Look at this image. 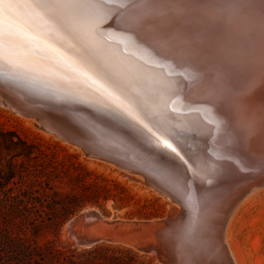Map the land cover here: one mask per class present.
<instances>
[{
  "label": "snow or ice",
  "instance_id": "6c2138e0",
  "mask_svg": "<svg viewBox=\"0 0 264 264\" xmlns=\"http://www.w3.org/2000/svg\"><path fill=\"white\" fill-rule=\"evenodd\" d=\"M192 13L225 18L244 38L239 48L224 52L194 39L178 23ZM109 20L121 27V36L148 35L157 45L152 49L157 63L190 68L186 79L218 100L227 98L229 111L209 121L221 147L234 136L249 135L252 125L243 122L256 111L259 129L251 134L264 145V99L255 103L256 93L264 92V0H0V77L60 81L70 90L65 102L87 104L147 147L169 150L194 173L212 175L213 165L226 157L194 153L185 159L169 142L179 136L166 127L170 73L146 79L127 68L106 47L101 26ZM223 59L235 86L222 75L205 79L209 65ZM193 255L199 257L193 264H209L215 253L198 249Z\"/></svg>",
  "mask_w": 264,
  "mask_h": 264
},
{
  "label": "bare ground",
  "instance_id": "6f19581e",
  "mask_svg": "<svg viewBox=\"0 0 264 264\" xmlns=\"http://www.w3.org/2000/svg\"><path fill=\"white\" fill-rule=\"evenodd\" d=\"M200 19L216 21L226 20L225 18H217L213 15L192 13L186 15L178 21V23L188 27L194 39L210 41V39L208 40L206 38L203 31H200L195 27L197 21ZM101 27L108 38V44L106 47L110 52L114 53L127 68L140 74L146 79H159L165 77V74L170 73L167 79L170 82L172 95H169V103L166 109V113L170 117L166 127L169 132H178L179 136H177L174 141L170 140L169 142L173 143V146L176 147L177 151H179L185 159H189V156L194 153L204 158H215L216 153L222 157H226L224 159H219L216 164L213 165L215 172L212 175H207L203 171L194 173L193 170H190V164H183L180 159L169 150L165 149L161 152L154 148L147 147L143 144L142 140L134 139L126 130H121L115 126V123L110 117L97 112L93 107H89L87 104L65 102V98L70 90L60 81L48 77L33 78L31 75L25 74L17 80H7L4 77H0V83L10 86L31 97L37 98L44 104L51 105V107L69 108L75 111L86 109L102 123L120 131L122 136H126L124 137L126 140H130L131 143L142 148H147L153 155L160 158L162 161L166 160L168 162L166 166L168 172L180 180L179 183L181 186L183 185L182 187L186 188L193 198L195 197L197 203H219L232 193L245 188L249 183L255 180V178L264 175V167H262V165H264V145H262L258 135L251 134L252 131L258 132L259 129L260 115L258 111L251 113L247 120L243 122L245 126L249 123L252 125V128L249 129V135L239 137L234 136L230 141L224 144V147H221L218 143L220 134L216 131L214 124L209 121L215 119L219 113H227L229 111L227 98L225 97L223 100H218L214 94L201 88L198 83H194L191 79H186L185 76L190 73V68L157 63L155 54L152 51L157 45L148 35L140 34L138 37L129 33L125 36H121V27L114 20H109ZM225 28L232 29L231 34L236 32L233 25L229 22ZM217 36L215 35V37ZM243 39V36L236 32L234 38H228L227 36L224 41L218 42L214 40V42H211L218 49L228 52L230 50L236 51ZM227 64V59L210 64L208 71L205 74V79L211 81L213 77L222 75L230 85L235 86L233 78L228 71ZM174 79L176 80V83L173 82ZM176 84L179 86L177 89L174 86ZM177 92H180V94L177 95ZM261 99H264V92L258 91L255 96V103L258 105ZM0 105L20 118L30 121L32 125L37 126V128L41 130V133H45L48 136L61 140L63 143L79 148L45 129L39 119L26 115L11 106H5L1 97ZM104 117H107L109 120L104 119ZM100 119H103L104 121ZM157 134L159 135L160 133L158 132ZM93 159L105 163H111L98 158ZM128 173L139 175L132 172ZM135 178L136 177H134V179ZM248 189L250 190L236 204L228 218L224 229L225 239L223 233V244L225 246L227 245L226 248L235 264H240L239 261L241 260L239 259L241 258H239L240 254L236 251V248L238 247L235 248L231 234L228 231V225L234 212L238 209L237 207L242 203H247L251 198L256 197L257 193L264 189V183L261 186L253 184ZM196 194L197 197L199 195V199L196 198ZM164 198L169 199L166 196H164ZM177 208H179V206H177ZM83 213V216L79 215L72 221L68 222L65 229L73 230L71 227L79 220L86 221L98 218L97 213L93 210H86ZM171 213L176 215V209ZM167 219L168 217L165 220ZM180 226L181 224L179 223L177 226L178 229L176 230L173 228H167L164 236L169 244L171 242L173 243V246H171L172 249L174 246L176 247V254L183 257V264H193V260L199 258L198 255H193V252L198 251V249L215 253V255L211 257L209 264H211V260H215L216 264H226L219 249L214 246L211 247L199 244L202 238L199 230L193 229L186 232L184 229L181 230ZM140 228L141 227H139V229Z\"/></svg>",
  "mask_w": 264,
  "mask_h": 264
},
{
  "label": "rangeland",
  "instance_id": "374dc122",
  "mask_svg": "<svg viewBox=\"0 0 264 264\" xmlns=\"http://www.w3.org/2000/svg\"><path fill=\"white\" fill-rule=\"evenodd\" d=\"M226 25H228L226 20L216 21L200 19L197 21L195 27L203 31L208 40L210 39L212 42L216 40L219 42L224 41L227 36L228 38H234L236 34V32L231 34L232 29H226ZM214 33L218 36L215 37ZM173 82L176 83V80L174 79ZM174 86L176 89L179 87L177 84ZM179 94L180 92H177V95ZM169 95H172L171 89H169ZM0 128L14 131L21 138L33 145V152L36 158L25 162L19 169L24 176L25 184L35 183L43 186L47 184L51 188V171H53V168L61 169L70 166L72 162H78L88 171H92L108 180L120 183L134 196V198L129 201V204L121 209L114 208L112 201H107L105 204L101 205V207L86 206L80 209L65 221L56 237H54L51 227L39 229L35 236H32L29 231L20 232V235L23 237L29 239L34 238L39 246L51 245V241H55L61 251H67L66 255H70V250L75 249V255L78 256L84 248L75 246L74 240L65 229V226L70 219L81 211L93 210L97 213L98 218L86 221L80 220L74 227L75 231L98 236L110 231L114 224L117 223H124L126 225L137 224L138 227H141L137 233L146 235L155 223L165 220L169 215L171 216L173 210H179L176 204L170 199L164 198L158 189L144 176L129 174L115 164L105 163L90 158L85 154L82 148H75L45 133L44 135L41 133V130L37 128V126L32 125L30 121L20 118L1 105ZM134 177L136 178L134 179ZM52 185H55V183L53 182ZM42 193L43 192H39V194L35 196L38 197ZM46 194L48 195L42 196L41 200L45 203H51V190H47ZM144 201H147L149 205L145 211L154 212L153 210H156L155 214L157 216L149 218L140 217V206L144 204ZM237 208L228 225V231L231 234L235 248L238 247L236 251L240 254L239 258L241 259L239 260L241 261L239 262L240 264H264V189L259 191L256 197L251 198L247 203H242ZM40 211L47 213L49 216L51 215V211L46 208H42ZM134 233L129 232L128 236L133 237ZM123 237H127V235ZM170 244L173 246L172 242ZM100 245L128 249L136 253L137 257L133 258L134 264H180L174 259L176 247H173L172 250L167 243L164 242L160 244V250L158 252L151 253L138 251L134 246L124 242H100L95 246ZM124 255L127 256L126 254ZM43 260L44 262H42V264H51V253L46 254Z\"/></svg>",
  "mask_w": 264,
  "mask_h": 264
},
{
  "label": "water",
  "instance_id": "95a60500",
  "mask_svg": "<svg viewBox=\"0 0 264 264\" xmlns=\"http://www.w3.org/2000/svg\"><path fill=\"white\" fill-rule=\"evenodd\" d=\"M0 97L5 106H11L26 115L39 119L45 129L66 142L82 148L88 157L114 163L126 172L144 176L162 195L179 206L176 215L172 214L167 220L155 223L146 235L137 233L139 230L137 224L126 225L124 223L114 224L112 229L103 235L78 233L74 227L79 220L71 227L73 230H67L75 246L88 249L100 242H124L144 253L158 252L163 242L171 248L172 245H169L164 236L165 231L167 228L178 229L177 226L180 223V229L186 232L193 229L199 230L202 236L199 244L216 247L222 253L226 264H234L223 244L226 223L236 204L250 190L248 188L253 184L261 186L264 183V175L255 178L245 188L232 193L219 203H197L195 197L193 198L190 192L182 187L183 185L181 186L180 180L168 172L166 167L161 166L163 161L160 158L153 155L147 148L126 140L124 138L126 136H122L120 131L102 123L86 109L75 111L69 108L51 107L37 98L2 83H0ZM104 119L109 120L107 117ZM195 196L199 197L197 194ZM83 212L81 211L75 217L83 216ZM129 232H135L134 236H128ZM125 235L127 237H123ZM174 259L183 264L184 260L181 255L175 254Z\"/></svg>",
  "mask_w": 264,
  "mask_h": 264
},
{
  "label": "trees",
  "instance_id": "16d2710c",
  "mask_svg": "<svg viewBox=\"0 0 264 264\" xmlns=\"http://www.w3.org/2000/svg\"><path fill=\"white\" fill-rule=\"evenodd\" d=\"M36 158L33 145L14 131L0 128V264H42L46 254L51 253V264H134L137 254L117 247L93 246L84 249L78 256L75 249L61 251L55 241L39 246L34 238L20 232L37 235L41 228L51 227L54 237L59 229L76 212L86 206H97L112 201L114 208L121 209L134 196L118 182L108 180L88 171L80 163L51 171L49 185L28 183L19 170L25 162ZM51 190V203L41 200ZM43 192L36 197V194ZM147 201L140 206V217H155L145 211ZM50 210V216L40 210ZM126 254L127 256H125Z\"/></svg>",
  "mask_w": 264,
  "mask_h": 264
}]
</instances>
